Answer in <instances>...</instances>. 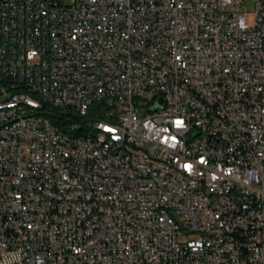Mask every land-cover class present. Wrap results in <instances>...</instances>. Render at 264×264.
I'll return each instance as SVG.
<instances>
[{
  "label": "built area",
  "instance_id": "obj_1",
  "mask_svg": "<svg viewBox=\"0 0 264 264\" xmlns=\"http://www.w3.org/2000/svg\"><path fill=\"white\" fill-rule=\"evenodd\" d=\"M244 1L0 0V264H264Z\"/></svg>",
  "mask_w": 264,
  "mask_h": 264
},
{
  "label": "bare ground",
  "instance_id": "obj_2",
  "mask_svg": "<svg viewBox=\"0 0 264 264\" xmlns=\"http://www.w3.org/2000/svg\"><path fill=\"white\" fill-rule=\"evenodd\" d=\"M27 107V99H10L7 103H0V111L19 110ZM83 122H75L74 132H80ZM167 128H175V121H167ZM84 132V130H82ZM63 134H70V127H63ZM254 171H262V162H253Z\"/></svg>",
  "mask_w": 264,
  "mask_h": 264
},
{
  "label": "rangeland",
  "instance_id": "obj_3",
  "mask_svg": "<svg viewBox=\"0 0 264 264\" xmlns=\"http://www.w3.org/2000/svg\"><path fill=\"white\" fill-rule=\"evenodd\" d=\"M245 7L246 14L250 23H254V16L252 15V11L255 8V0H245L243 3ZM4 87L3 84L0 82V88Z\"/></svg>",
  "mask_w": 264,
  "mask_h": 264
},
{
  "label": "trees",
  "instance_id": "obj_4",
  "mask_svg": "<svg viewBox=\"0 0 264 264\" xmlns=\"http://www.w3.org/2000/svg\"><path fill=\"white\" fill-rule=\"evenodd\" d=\"M84 123V122H83ZM85 129V126H84V124L82 125V126H80V132H82V130H84Z\"/></svg>",
  "mask_w": 264,
  "mask_h": 264
}]
</instances>
